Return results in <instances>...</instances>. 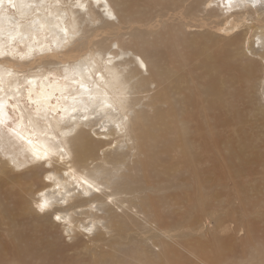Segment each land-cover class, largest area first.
Here are the masks:
<instances>
[{"label": "bare ground", "instance_id": "obj_1", "mask_svg": "<svg viewBox=\"0 0 264 264\" xmlns=\"http://www.w3.org/2000/svg\"><path fill=\"white\" fill-rule=\"evenodd\" d=\"M80 2L0 0V261L42 248L49 258L64 232L93 250L92 264H223L229 250L217 240L203 246L215 258L121 242L131 225L205 236L201 218L227 180L240 207L262 206L264 142L248 139L247 117L264 134V0ZM62 118L78 133L67 142L69 177L32 155L55 143ZM40 192L53 201L45 212ZM257 222L246 225L253 235L264 232ZM33 224L49 234L37 238Z\"/></svg>", "mask_w": 264, "mask_h": 264}, {"label": "rangeland", "instance_id": "obj_2", "mask_svg": "<svg viewBox=\"0 0 264 264\" xmlns=\"http://www.w3.org/2000/svg\"><path fill=\"white\" fill-rule=\"evenodd\" d=\"M181 11L182 9L180 8L176 11H171L170 13L175 15V13L178 14ZM182 17L185 21H189L191 20L190 18H193L194 16L191 15L187 17L183 14ZM104 18L106 17L104 16ZM189 23L193 24L192 21ZM259 92H261L260 89ZM247 119L250 124L248 139L256 140V144L259 143L260 145L261 143L262 145V142H264V134L261 133L258 125L253 122V116L250 112L248 113ZM262 179H264L263 176ZM259 183L262 187L260 197L263 200L262 206L260 208L257 207L256 210L250 209L246 206L240 207L238 196H236L231 190L233 182L227 180L226 189L220 192L219 202L212 205V210L207 214H204L201 218V224L207 226V233L205 236H201L199 233H190L189 236L185 238L177 237L167 239L162 236H158V232L156 231L152 233L147 229H142V225H131L129 226L124 239H122V247L138 248L142 246V243L144 245L152 243L154 246L160 245L176 251H182L181 247L183 245L191 249H203L206 241L210 240L207 242V247L209 248L212 240H217L219 243V247L217 249L222 248L229 250V253H227L224 257L223 264H264V232L261 231L259 235H253L251 232H248L246 227L247 224L257 222L260 219L264 220V181H260ZM245 190L248 192V196H250V198L254 196V191L251 188L249 180L246 181ZM11 191L14 190L12 189ZM176 195L177 192H172L166 195L167 208L172 210L167 214L171 220H174L175 217L179 216L176 206L172 204ZM195 215L196 214H194V216ZM218 223H220V227L217 226ZM258 224L259 223L257 222L255 226ZM33 226L35 227L33 233L37 238H45V234H49L47 228L44 230L37 228L35 224H33ZM25 227H21V229L27 232V227ZM48 227L51 228L50 231L52 234L50 235L53 236H56V232L60 233L61 231V229L56 230L51 226ZM1 233L6 232L3 229ZM11 234L12 233L10 232L7 233V235ZM74 241V239L68 237L63 232L59 235V240L57 241L58 245L52 244L51 247L53 248V253L52 255H49V258L45 257L48 249L45 252V249L42 248L37 257L31 258L29 254L25 253L28 258L24 260L9 257V261L6 259L5 261H0V264H92L93 250L85 249L82 243H73ZM204 250L206 251V255L211 258H215L217 256L216 250L211 251L206 250L205 248ZM187 264L200 263L197 259L191 258L188 260Z\"/></svg>", "mask_w": 264, "mask_h": 264}, {"label": "snow or ice", "instance_id": "obj_3", "mask_svg": "<svg viewBox=\"0 0 264 264\" xmlns=\"http://www.w3.org/2000/svg\"><path fill=\"white\" fill-rule=\"evenodd\" d=\"M247 0H242L240 5H237L238 7L245 6ZM262 0H252V6H255L256 3H261ZM73 7H77L80 9H84L85 5L80 2V0H76V3L73 5ZM110 15V13H108ZM114 18V17H113ZM83 86V85H82ZM110 107L111 105H105ZM75 111V110H73ZM72 120H75V117H71ZM84 120H87L88 117H83ZM4 121L0 119V123H3ZM61 124L63 125V130L58 131L56 136L52 137V140L55 141V143L50 144L47 148H45L42 152H34L33 159L35 162H39L41 166H46L49 169H52L56 163H59L61 165H64V167L67 168V171L63 172L64 177H69L70 173L74 172V169L71 165V152L67 148V142L71 138H75L77 133V127L74 124H66L62 118ZM57 136L60 137L59 140H57ZM31 143V141H29ZM14 166L15 162H12ZM48 181H54L55 177L51 174L45 177ZM57 187H59V184H57ZM91 187V185H89ZM99 190V189H97ZM41 199L36 203V208L40 212H45L46 210H49L53 207V201L49 200L44 192L39 193ZM56 221H61V216L56 215L55 217ZM66 222V221H65ZM93 229L87 228L85 231L91 232Z\"/></svg>", "mask_w": 264, "mask_h": 264}]
</instances>
